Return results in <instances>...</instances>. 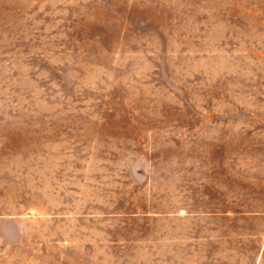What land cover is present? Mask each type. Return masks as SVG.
I'll list each match as a JSON object with an SVG mask.
<instances>
[{
	"label": "rangeland",
	"instance_id": "1",
	"mask_svg": "<svg viewBox=\"0 0 264 264\" xmlns=\"http://www.w3.org/2000/svg\"><path fill=\"white\" fill-rule=\"evenodd\" d=\"M0 264H264V0H0Z\"/></svg>",
	"mask_w": 264,
	"mask_h": 264
}]
</instances>
